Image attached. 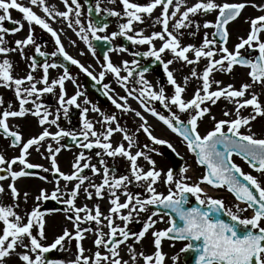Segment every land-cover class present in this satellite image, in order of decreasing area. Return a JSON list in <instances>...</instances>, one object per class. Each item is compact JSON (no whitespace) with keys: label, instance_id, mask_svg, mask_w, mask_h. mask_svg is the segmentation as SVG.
Listing matches in <instances>:
<instances>
[{"label":"snow or ice","instance_id":"1","mask_svg":"<svg viewBox=\"0 0 264 264\" xmlns=\"http://www.w3.org/2000/svg\"><path fill=\"white\" fill-rule=\"evenodd\" d=\"M117 2L122 6L120 11L102 7ZM60 3L64 10L48 4L46 0H28L27 5L18 0H0V87L13 90L18 103L14 110L13 102L8 101L0 111V136L9 141V147L19 148V155L10 159L0 153V173H3L0 181L10 179L7 188L0 184V196L7 195L11 201L9 204L0 202V264H165L166 260H170V264H178L181 253L185 254L186 260L189 256L192 258L191 264H264V181L261 179L264 178V136L258 138L252 131V122L264 117V105L259 101V95L264 92V39L261 38L264 34V2L196 0L191 6L187 0H148L144 4L131 0H83V4L80 0H60ZM85 5L89 14L95 13V18L88 17L86 25L81 19L85 15ZM34 7L44 13L43 18L33 10ZM157 7L161 9L160 14L152 17ZM246 7L262 14L245 19V23H249L246 38H239L234 50L230 51L226 46L229 37L226 26L236 20ZM11 10L21 13L22 19L13 20ZM213 12L216 13L214 21L204 20L201 24L191 19L198 14L206 16ZM145 16L150 21L149 27L155 29L159 25L160 30L146 35V28H135V24L144 23ZM106 17L118 18L117 30L98 35L108 27ZM4 21L15 27H4ZM49 21L71 30L87 46L99 70L70 55L61 40L63 28L54 29ZM25 23L28 26L26 36L15 39L12 42L15 47L10 46L6 34L20 32ZM33 25L50 34L54 51H41ZM201 27L212 31L203 33L199 45L181 43L184 30H189L187 35L195 36ZM192 28L195 31H191ZM118 37H123L133 47L146 45V50L130 54L151 58L152 64L158 62L166 78L164 83L158 78L154 86L145 75L151 68L141 66L135 58L114 63L110 54L129 51L123 46H112V41ZM157 40L160 41L158 47ZM93 41L103 49L102 61L96 56ZM29 46L40 57L59 56L75 66L94 85L100 86L119 116L117 112L109 114L92 104L64 64L47 60L39 63L34 56L26 57L25 49ZM241 50L248 55H243ZM10 53H18L21 59L30 61L24 76L12 75ZM166 53L170 54L167 60L163 59ZM84 54L81 51L80 55ZM202 60L204 66L198 71ZM175 63H179L181 68L190 67L189 73L182 77V83L176 79L177 70L171 68ZM237 65L249 69L246 73L248 81L241 83L238 89L233 84L222 86L221 80L213 78V73L230 74ZM57 67L63 71L50 79L49 69ZM38 68L42 71L39 79L33 75ZM108 76L112 79L104 82ZM192 80L197 86L191 97L185 99L184 93ZM66 82L76 86L72 95L67 93ZM113 82L124 95L111 86ZM165 85L170 87V92H166ZM45 94L54 96L55 106L43 102ZM221 98L233 106L224 108L223 117L234 118L217 119L212 114L211 106ZM129 99L138 104V109L129 104ZM29 104L31 108L27 107ZM0 106H4L2 97ZM71 107L79 109V126L77 129L62 128L58 124L60 114L67 119ZM249 107L251 112L241 115L242 110ZM89 111L96 113L98 119H90ZM128 114L139 121L134 132L121 124V119ZM26 115L36 118L41 130L24 140L18 130L19 125L12 130L7 120ZM181 115H186V118L181 119ZM148 116L182 138L187 152L194 157V163L203 169L195 181L189 182L192 181V177L187 175L190 165H181L178 170L157 168L151 155L161 154L156 146L166 145L177 156L180 154L168 140L153 134L154 125L149 123ZM205 116L211 119L213 127L201 134L199 125ZM52 125L56 126L54 132L49 130ZM141 132L147 141L143 144L137 135ZM117 133L120 140L113 144L112 138ZM62 138H69L79 149L68 173L60 170L56 159L62 149L69 147L60 144ZM32 148L49 161L48 167L27 161ZM94 148L98 149L94 153L96 163H92L93 156L89 154ZM234 155L257 175L244 172L234 162ZM106 157L122 158L126 162L125 173L116 175L117 170L107 164ZM141 159L147 167L139 163ZM16 164L22 167L14 170ZM26 169H41L52 174V179L46 175H35L53 187L51 191L39 188L34 197L35 206L21 213L17 211L21 207V197L27 203L31 194L27 191L21 193L15 182L33 175ZM85 170H90V175H85ZM97 176L100 177L98 183L94 179ZM202 184L213 189H226L235 203L226 208L223 199L208 195ZM81 197L95 202L91 206L88 203L78 205L77 200ZM191 198H194V203ZM49 199L63 205L56 211L62 212L71 222L73 231L65 227L50 244L45 245L42 241L46 239L47 221L39 202ZM104 199L108 204L106 212L101 210L99 203ZM249 210L252 214L244 216L243 213ZM221 215L228 219H222ZM133 223L141 225L138 230L130 228ZM158 223H165L166 227L157 228ZM89 233L93 236V248L85 249L83 241ZM145 239L153 249L147 254L143 250L138 252L136 248L138 244L143 246ZM165 240L171 242L170 248L177 242L185 243L178 252L169 256L163 251ZM65 242L68 247H65ZM73 242L74 259L47 257L50 251L71 252ZM86 251L90 254L85 255Z\"/></svg>","mask_w":264,"mask_h":264},{"label":"rangeland","instance_id":"2","mask_svg":"<svg viewBox=\"0 0 264 264\" xmlns=\"http://www.w3.org/2000/svg\"><path fill=\"white\" fill-rule=\"evenodd\" d=\"M18 2L27 5L28 0H18ZM46 2L50 5L54 4L56 5L57 8H59V10H64L63 8V4L60 3V0H46ZM102 7H110V8H115L116 10H120L122 9V7L116 3L115 5L112 4H105ZM33 10L40 15L42 18L44 17V13L39 9L34 7ZM157 14V13H155ZM11 16L13 20H21L22 19V14L19 13L17 10H11ZM154 17V15L152 16ZM82 21L87 22V17L84 15L81 17ZM6 21L2 22L3 25ZM49 23L51 24V26L54 29H61L63 28V33L61 34V40L62 43L66 49V51L72 55L74 58L78 59L81 61V63L85 64L86 66L88 64H91L93 66V68H95L97 71L99 70L98 65L96 64V60L95 58L88 53L87 51V46L83 44L82 41L79 40L78 37L75 36V34L67 29L64 25L56 23V22H52L49 21ZM150 22L148 20H144L143 24H135L134 27L139 29V28H146V32L145 34H149L151 31L156 30L159 31L160 30V26L156 25L155 29L149 27ZM202 24V23H201ZM27 23H25L24 29L21 30L20 32L16 33V34H6V40L8 42H10V46L15 47L14 42L15 39L18 38H23L26 36L27 34ZM34 27V36L37 34V29H36V25H33ZM244 27V33L243 34H237V33H232L231 32V36L234 39L233 42L231 43V45L233 44V46L227 44L226 46L229 48L230 51L234 50V45L236 44V42H239V38L241 37H245L247 35V31L249 30V23H244L243 24ZM237 28V24L233 26V29ZM117 29V26H113L112 28L105 30V32L102 33H98V35H106V34H110L111 32H113L114 30ZM204 33V29L202 27V30L200 33H197L195 36H184L181 43L182 44H196L199 45V43L201 42L202 38H203V34ZM131 34V33H130ZM202 36V37H199ZM261 38L264 39V34L261 35ZM72 41H75V44H72ZM114 41V40H113ZM156 46L158 47L160 44V41L157 40L156 42ZM112 46L114 47V45L112 44ZM131 47H133L131 45ZM31 48V46L29 47V49ZM136 51H144L146 50L147 46H140L137 45L134 47ZM26 51V50H25ZM81 51H83L85 54L84 55H80ZM122 53V52H121ZM122 59L123 60H129L131 61L132 59H134V57L129 53V52H124L122 53ZM25 56L28 57L29 53L27 54V52H25ZM96 56L102 61V58L98 55L97 51H96ZM9 58L11 59L12 63H13V72L12 75L16 76V77H20V76H24L27 71H28V67L27 65L30 63L29 60L26 59H21V57L19 56L18 53H10L9 54ZM170 58V54H165L163 56V59L167 60ZM219 58V57H216ZM151 62V58H147L144 59L142 62H140V64H145V63H149ZM204 66V61L202 60L200 65H198V71L200 69H202ZM171 68L176 69V79L179 83H182V77L184 75H187L190 71V67L189 66H185L183 68L180 67L179 63H175L171 66ZM249 69L245 68V67H241V66H234L232 72L230 74H223V73H213V78L214 79H218L221 80L223 82V85L226 84H233L234 87H236L237 89L240 87L241 83L243 82H247L248 81V77L246 75L247 71ZM63 70L60 67H57L56 69H49V73H50V79L51 78H55L59 73H61ZM72 73L73 76L76 77L77 80V85L81 86L82 91L84 90L83 87V79L85 78V74L79 72V70L72 65V70L70 71ZM123 74V73H122ZM34 77H36L37 79H39V77L42 75V71L41 69H37L34 73H33ZM146 78L155 86L157 79L159 78V80L161 81V83H164L165 81V77L163 75V71H162V67L159 68V74L156 71H152L149 73H146ZM112 78L110 76L105 78L104 82H108L109 80H111ZM42 85H38V87H40ZM113 88H115V90L117 92H119L121 95H124L122 89H120L118 86L115 85V83L113 82L111 85ZM197 84L195 80H192L189 83L188 89L187 91L184 93V98L188 99L191 97V95L194 92V89L196 88ZM166 87V92H170L171 89L169 86L165 85ZM216 86L213 84V88H215ZM76 86L71 84L70 82H66V89H67V93L68 95H72L75 91ZM256 91H260V89H255ZM84 94L88 97V99L91 101L92 104H95L96 106H98L102 111H105L107 113H112V112H117V115L119 116V112L117 110H115L113 108V106L111 105V103L107 100L105 105H102L101 103L96 102V98L87 93L86 91H83ZM57 94H58V89H57ZM0 97L7 98L9 99V101H12V108L15 110L18 108V103L15 101V96H14V92L11 89L8 88H4V87H0ZM81 100L83 99L82 97L80 98ZM42 100L45 104H49V105H53L55 106L56 104V100L54 98V96L52 94H45L42 96ZM129 101H131L132 107L133 108H137L138 109V104L134 101L129 99ZM259 101L261 102L262 105H264V92H262L259 95ZM27 107L31 108V104L27 105ZM88 107H91V105H88ZM227 107L228 109H231L233 106L231 104H228V102L226 100H224L223 98H221L220 100H218L217 104L215 106H211V110H212V114L216 116L217 119H230V118H234V117H223L222 112L224 110V108ZM75 107H71L68 113V118L65 119L63 114H60L59 120H58V124L60 127L65 128V129H77L79 126V109L76 108L78 113H74L73 114V109ZM249 112H251V108H247L242 110L241 115H247L249 114ZM88 117L90 119L96 120L98 119V115L94 112L89 111V113L87 114ZM186 115H181V119H185ZM148 121L150 124L154 125V129H153V134L160 137V138H164L166 140H168L176 149V151L180 154V157L183 159V165H190L191 168L188 171L187 175L192 177V181H189L190 183L195 181L202 173L200 171V169L196 166V164L194 163V158L193 156L187 152L186 147L184 145V143L182 142V139L179 138L175 133L171 132L170 130L166 129L165 126H163L162 124H159L157 121H155L154 118H152L151 116H148ZM8 124L10 125V127H14L15 125H19V127L21 128V133L23 134V138L24 140H27L29 137L36 135L41 129L39 128V126L37 125V121L36 118L32 117L31 115H26L23 118H8L7 120ZM139 121L138 119H134V117L132 116V114H128L127 116L123 117L121 119V124L126 126L130 132H134L135 128L137 127ZM97 130L99 131V125L96 126ZM213 127V123L211 121V119L208 116H205V118L200 122L199 125V131L201 132V134H204L206 130H210ZM52 129V131H56V126L52 125L51 127L49 126V129ZM252 131H255V134L257 133H262L264 132V117H258L255 121L252 122ZM139 136V141L141 144L147 142L146 141V137L144 136V134L138 133L137 134ZM257 136V135H256ZM115 139L113 141V144H115L117 141L120 140V134L117 133L115 134ZM68 139L69 138H63L62 142L60 144H65L67 145L68 143ZM47 143V141H45V144ZM159 151H160V155H156L155 153H152V157L154 160H156V166L157 168H164L167 169L168 167H171V162L165 158V154L167 151H169L170 149L167 148L166 145H158L156 146ZM66 150L71 151V155L69 157H62L60 156V159L58 160V164L60 167V170L68 173L71 171L70 165L71 162L73 161V158L75 156V154L78 153L79 149L75 146V147H71ZM16 151H19V148L14 150V153H12L13 151H8L5 147H3V145L0 144V153L4 154L6 158H10L13 156H16L17 153ZM31 151V155L27 156L26 159H28L27 161H30L32 163L37 162L38 161H32L34 158V156L36 155L37 158L42 159L43 164L45 167L49 166V161L46 159H43L36 151L34 148L30 149ZM41 151H44V149L42 148ZM87 151V150H86ZM98 151V149H92L91 150V154L93 156L92 159V163H96V157L94 155V153ZM134 151V150H133ZM107 161V164L111 167V168H115L116 171V175H121L124 174L126 171V162L120 158L117 157L115 159L111 158V157H106L105 158ZM139 163H141L142 165H144L145 167H147L146 163L141 159L139 161ZM85 175H90V170H85ZM40 175H46L49 177V179H52V174L50 173H44L41 170ZM95 181L98 183L100 180V177L97 176L94 178ZM36 181H38L40 183V186H42L43 184L46 185L49 191L52 190L53 185L50 183H47L46 181H39L37 179H35ZM64 182L61 180V184H63ZM71 187V185H69ZM201 187H203L205 190L210 188L206 185V184H202ZM130 190H139V189H130ZM158 190H163L162 188H158ZM208 194H216L218 192L216 191H208ZM36 195V194H34ZM5 196H0V200L3 199ZM123 199V198H122ZM95 201H86L84 200L82 197L80 199L77 200V204H83V203H88L89 206L92 205V203H94ZM100 205H101V210L106 212L107 211V200H100L99 201ZM27 209L31 210L29 207H31L30 204L27 205ZM23 208V207H22ZM17 209L18 212L23 213L24 210L23 209ZM47 223L51 221L52 225H48L46 223L45 226V236L46 239L42 241L43 244L47 245L50 244L56 235H59L62 233L63 229L65 227H67L69 229V231H73V228L71 226V222L66 220L64 217V214H58L56 216L51 217V220L49 219V217H45ZM54 219V220H53ZM167 219V218H165ZM117 223H121L120 221H117ZM56 225V226H55ZM85 227H87V225H84ZM157 228H164L166 227L165 223H158ZM131 228V227H130ZM104 231H107V228L104 229ZM92 239L93 236L91 233L87 234V238L83 241V247L85 249H90L93 248L92 245ZM170 241L165 240L163 242V251L165 253H168L169 256L178 252L181 244H179L178 242L175 244V247L170 248ZM65 247H68L67 242H65ZM137 251H141L143 250L146 254L150 253L151 251H153V249L151 248V246L148 243V240L145 239L143 246L141 245H136ZM101 251H103V249H101ZM74 252H75V242H73L72 245V251L71 252H64V251H57L58 255L60 256L61 259L64 260H68V259H74ZM89 252H85V255H89ZM123 255V253H122ZM125 259H127V256H125ZM142 264V262H141ZM165 264H170V260H166ZM178 264H182L181 263V254H180V258L178 261Z\"/></svg>","mask_w":264,"mask_h":264},{"label":"flooded vegetation","instance_id":"3","mask_svg":"<svg viewBox=\"0 0 264 264\" xmlns=\"http://www.w3.org/2000/svg\"><path fill=\"white\" fill-rule=\"evenodd\" d=\"M80 2L83 4V0H80ZM131 2L144 4V3H147L148 0H131ZM195 2H196V0H187L188 6H191V4H193ZM216 2L217 3H224V2L234 3V2H241V0H216ZM256 2L257 3H261V2H264V0H256ZM120 10H118V11H120ZM84 11H85V16L88 18L86 5L84 6ZM160 11H161L160 7H157V9H155L151 15L152 16L154 15V17L159 16ZM181 11H183V8L181 9ZM155 13H157V14H155ZM261 14L262 13L256 11L255 9H253L251 7H246L236 20L230 22L226 26L227 30L229 32V37H228L227 44L231 45V43L234 40L232 38V36H231V32L232 33L235 32L237 34H243L244 33L243 24L245 23V19L246 18L255 17V16H258V15H261ZM215 15H216L215 12H213L212 14L206 15V16H201V15L198 14L196 16L191 17V19L199 21V22L202 23L204 20H213L214 21ZM177 18H179V17H177ZM145 19L149 21L147 16L144 17V20ZM106 20L108 22V27L106 28V30L112 28L113 26H117L118 22H120L118 20V18H116V17H107ZM8 23H9V21H6L4 23V27H7ZM236 24H237V28L233 29V26L236 25ZM13 26L15 27V25H13ZM36 29H37V34L35 35V38H36L37 43L41 44V51H44L46 53H51L52 51H54V42H53L50 34L46 33L43 30H41L38 26H36ZM116 30H114V31H116ZM201 30H202V27L200 28L199 32H197V33H200ZM184 31H185V36H189V35H187V32L189 30H184ZM191 31H195V28H192ZM205 31H208L210 33L212 31V29L211 28L204 29V32ZM199 37H202V36H199ZM122 39H124V38L123 37H118V38L114 39V41L116 42L117 46H123V47L128 48L129 49V51H128L129 53H131L132 51H136V50H134L135 49L134 47H131V43L129 41H122ZM236 43H238V42H236ZM231 46H233V44ZM29 47H27L25 49L26 50L25 52H27V54L29 53V56H34L39 63H43L45 60H47L49 63H51L53 61H55L56 63H59V64L64 62L63 58L58 57V56L57 57H50V56L40 57V56L35 54V52L33 50V47H31L30 49H29ZM114 47H115V45H114ZM241 52H242L243 55H247V52H245L244 50H241ZM122 53H124V52H122ZM134 58L136 59V57H134ZM144 59L145 58H141L140 62H142ZM151 64L152 63L149 62V63L142 64L141 66L147 65L150 68H152ZM159 68H160V66H159V63H158L157 64V69H155V71L158 74H159ZM71 70H72V67H71L70 71ZM150 72H152V70ZM83 83H84V80H83ZM40 87H42V86H40ZM83 91H85V90H83ZM3 100H4V106H0V111L4 110V107L7 106V103L9 101V99H7V98H4ZM74 113H78L76 108L73 109V114ZM10 128L12 130H16L14 127H10ZM18 130L21 132V128L20 127H19ZM241 130L242 131H246V129H241ZM253 132L255 133V131H253ZM256 135H257L258 138L262 137V136H264V132L257 133ZM0 144L3 145V147H5L8 151H13L12 153H14V150L18 149V148L9 147L8 146L9 145V141L7 139H5L4 137H2V136H0ZM16 153H17L16 156H18L19 155V151H16ZM10 158H12V157H10ZM34 158L35 159H33L32 161H38V163L34 162V164H43L42 159L37 158L36 155L34 156ZM233 160H234L235 163H237L242 168V170L244 172H252L253 175H257L254 171H252V169H250L248 167V165L240 157H237V156L234 155L233 156ZM28 162H30V161H28ZM13 167H14V170H19V168L22 167V166H20L19 164H16ZM26 171H28L30 173H33V175L32 176H28V177L19 178L15 182L16 183V187L21 191V193L27 191V192H29L31 194V196L28 199L27 203H24L23 199L21 197V207L19 209H21L23 207L22 208L23 210H28L27 209V207H28L27 205L28 204L31 205V207H29L30 209L35 206L36 202L34 200V197H35L34 194H37V191H38L39 188H45L47 190L49 188V187H47L44 184L42 186H40V183L35 180V179H37V180L40 181V179H38L37 175H35V174H40L41 173V169H26ZM0 174H3V173H0ZM261 179H262V181H264V178H261ZM9 182H10V179H6L4 181H0V184H3L4 187L7 188V184ZM215 190H218L221 193L223 192L224 194H211V196H213L214 198H222L226 208L232 207V205L235 203V201H234V198L226 191V189H215ZM0 202H2L3 204H9L11 201H10L8 196H5L3 199L0 200ZM191 202H194V198H191ZM39 204H40V210L43 211L45 213V217H49L50 220H51V217L56 216L58 214H62V212L56 211L57 209H60V208L63 207V205L59 204L57 201L49 199V200L40 201ZM241 207H244V205L241 204ZM250 212H251V210L243 213V215L244 216H250ZM47 224L48 225H52L51 221L48 222ZM71 226H72V224H71ZM137 226L139 228L141 225L135 224V223L130 225V227L133 230H138V228L135 229ZM178 243L181 244V246H183V243H185V242H178Z\"/></svg>","mask_w":264,"mask_h":264},{"label":"water","instance_id":"4","mask_svg":"<svg viewBox=\"0 0 264 264\" xmlns=\"http://www.w3.org/2000/svg\"><path fill=\"white\" fill-rule=\"evenodd\" d=\"M91 1L92 0H90V2ZM88 15L89 16H92V18H95V13L94 12L91 13V14L88 13ZM93 43L96 45V47L98 48V50L100 51V53H102L103 49L99 46L98 42L93 41ZM64 65L66 67H69V64L68 63H65ZM86 88L90 92L94 93L98 97V99L101 100L102 102H105L106 101L105 100V96L103 95V92L101 91V88L98 85H94V82L91 81V79H87L86 80ZM167 157L173 162V165H174L173 169L174 170H178L179 166L181 165V160L178 159V158H176V156L172 152H169L167 154ZM221 218L222 219H227V217L222 216V215H221ZM54 253H55V251H50L46 255L49 258H53V257L57 258ZM191 259L192 258L189 256L188 260H186L185 259V254H184V256H183V262H184V264H191Z\"/></svg>","mask_w":264,"mask_h":264},{"label":"bare ground","instance_id":"5","mask_svg":"<svg viewBox=\"0 0 264 264\" xmlns=\"http://www.w3.org/2000/svg\"><path fill=\"white\" fill-rule=\"evenodd\" d=\"M170 24H171V22H170ZM112 44L115 45V46H117L115 41H112ZM110 55H111V58H112V60H113L114 63H118L120 60H123L122 59V56L123 55H122L121 52L120 53H112ZM129 104L132 106L131 101H129ZM49 130L52 131L51 128ZM112 139L114 140L115 137H113ZM62 140H63V138L60 140V143L62 142ZM70 155H71V151L66 150V149H62V151L57 155L56 159L58 161L60 159V156H62V157H69Z\"/></svg>","mask_w":264,"mask_h":264}]
</instances>
